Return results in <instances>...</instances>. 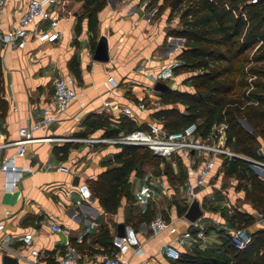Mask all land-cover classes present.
I'll list each match as a JSON object with an SVG mask.
<instances>
[{
  "label": "crops",
  "instance_id": "obj_1",
  "mask_svg": "<svg viewBox=\"0 0 264 264\" xmlns=\"http://www.w3.org/2000/svg\"><path fill=\"white\" fill-rule=\"evenodd\" d=\"M27 1H7L1 14L4 28L15 23L25 9ZM59 15L61 34L55 42H39L31 38L22 48L4 51L0 47V145L17 139L18 128L40 116L42 107L50 100L53 81L57 76L72 74L79 85L78 97L70 103L67 110L47 129L35 131L34 136L37 139L27 143L24 156L16 157V164L24 167V170L14 189L5 187L4 173L0 171V222L4 223L0 238L25 255H29L31 248L38 249L39 260L43 264H57L66 241L77 245L80 251L78 264H104L103 257L110 254L112 249V236L122 225L124 229L126 226H132L139 235L142 254L136 255L132 249L129 250L125 255L129 264H174V260L166 257L162 251V244L173 241L174 235L165 231L152 235L148 220H138L147 208L151 211L155 209L154 201L159 196L163 199L174 194L173 188L164 182L161 194H155L147 204L136 201V192L151 186L155 190L160 187V176L131 175V199L122 195L115 212L105 211L93 195L85 200L82 206L76 205L74 201L78 194V183L86 182L89 185L90 180L96 179L99 173L109 167L103 162L120 150L119 145L77 140L87 136H106L102 128L89 130L83 125L84 119L90 113H103L110 118L112 124L117 125L121 117L125 116L120 113L119 108L137 102L127 97L118 81L124 76L122 82L129 84L133 82V75L145 79L146 71L165 70L170 67L166 57L176 56L179 49H174L163 57L162 27L146 23L140 18L136 3L130 5L129 0H114L111 5L105 2L97 12L95 40L90 38L86 17L81 21L80 32H75V9L70 14ZM101 35L106 37L108 43L107 61H98L92 57ZM177 38L179 40V37ZM179 41L183 42V39ZM182 47L183 45L180 50ZM72 60L78 65V76L70 66ZM112 71H116L114 76L118 81L114 77L111 78L117 85L107 89L103 83ZM139 82H136L137 85H143ZM105 99L112 103L111 109L102 106ZM80 102H83V105H80ZM152 112L148 108L140 119L133 120L137 124H145V121L156 119ZM16 148L14 144L0 146V165L4 159L15 153ZM64 148L66 153H63ZM85 159L92 162L90 167L83 170ZM181 160L187 175H190L191 168L187 161L182 157ZM58 165H64L68 170L55 169ZM29 167L31 169H28ZM205 188L199 189L196 198L202 209V215L196 220L204 224L207 233L203 247L198 249L223 250L226 233L222 230L221 223H229L225 216L227 212L221 207L217 214H208L210 209L206 208L208 205L205 197L208 193L204 191ZM181 190L183 192L182 187ZM188 205L189 202L184 199L183 202H173L169 207L165 205L159 208L158 213L169 209L173 217H181L177 221L179 232L187 227L194 229L185 214H178L179 207L185 206L187 209ZM236 211L243 213L241 209ZM247 212L253 224L244 226L252 232L259 230L257 217L261 212L258 208H251ZM89 217L98 221V229L89 226ZM51 222L58 223L62 230H52ZM103 230H107L111 237L107 245L104 244L105 239H98ZM23 236L29 237L28 244L21 241ZM180 248L182 251L191 252L197 247L184 245ZM5 255L15 257L0 249V264H4ZM16 264L29 263L17 260Z\"/></svg>",
  "mask_w": 264,
  "mask_h": 264
},
{
  "label": "trees",
  "instance_id": "obj_2",
  "mask_svg": "<svg viewBox=\"0 0 264 264\" xmlns=\"http://www.w3.org/2000/svg\"><path fill=\"white\" fill-rule=\"evenodd\" d=\"M105 1L58 0L56 9L61 15L70 14L74 9L77 11L76 33L80 32L81 21L86 17L90 38L95 40L97 12L104 6ZM172 9L178 12L179 26L171 28L167 35L183 39V47L176 55L180 63L176 66L197 70L194 77L208 93L165 90L164 102L180 101L186 105V111L163 107L153 111L152 116L160 120L168 130H177L195 121L202 132L207 134L213 123L222 120V114L217 113V106L233 90V80L230 76L237 71L235 60L254 46L252 59L257 62L264 61V0H175ZM70 66L78 76L76 61L72 60ZM257 84L260 87L264 85L262 82ZM259 102L258 106L250 107L251 116L247 114L246 118L255 120L254 127L264 140V96L260 97ZM200 117H203L202 121L199 120ZM119 123L130 126L127 131L145 126L143 123L137 124L127 115L121 117L117 124ZM83 125L91 131L102 128L106 136L125 132L118 125H113L110 118L103 113L88 114ZM226 144L242 154L264 159L256 152L258 144L253 133L244 131L237 122H232L230 117ZM119 147L120 150L113 157L103 162L109 167L99 173L96 179L90 180L92 195L108 212L116 211L122 195L131 197L129 177L139 168L142 157L148 153L152 154L149 149L138 145L121 144ZM63 153H66L65 148ZM246 162L237 158L224 160L221 170L227 175L246 179L242 184L245 197L264 214V180L259 179L253 172L243 173V164ZM186 210L185 206L179 207L178 214L183 215ZM153 216V211L147 208L138 220L149 221ZM225 216L231 225L246 224L244 218L247 215L240 211ZM110 238L107 230H103L98 237L99 240L105 239L106 245ZM224 239L223 250L194 248L191 252L182 251L180 257L174 260V264H264V231L261 229L252 232V241L244 249L236 248L227 234Z\"/></svg>",
  "mask_w": 264,
  "mask_h": 264
},
{
  "label": "built area",
  "instance_id": "obj_3",
  "mask_svg": "<svg viewBox=\"0 0 264 264\" xmlns=\"http://www.w3.org/2000/svg\"><path fill=\"white\" fill-rule=\"evenodd\" d=\"M8 0H0V47L4 50L22 48L28 39H36L39 42H55L61 34L59 27L60 15L56 9L57 0H28L25 9L10 27L4 28L1 14ZM256 2L257 0H251ZM104 86L111 89L117 83L109 77L104 81ZM78 81L72 74L59 75L53 81V91L49 102L42 107L40 116L28 121L18 128L19 137L14 141L4 143L0 146L14 144L17 146L14 154L4 159L0 165V171L4 173V185L7 189H14L22 177L24 167L16 164L17 156H24L27 152V143L36 140L34 132L38 129H47L52 123L58 120L60 114L65 112L70 103L78 97ZM83 105V102H80ZM102 106L111 109L112 103L105 99ZM148 107L145 101H137L122 105L119 110L121 114L132 119H140ZM77 140L88 143H106L112 145L132 144L149 149L154 155L161 157L179 156L187 161L191 168L181 187L186 201L189 203L197 198L198 191L210 184L211 179L221 168L224 160L243 159L257 168H264V159L255 158L231 149L226 144V129L224 124L213 125L204 134L198 127V122H191L177 130H168L158 119L145 121V126L136 127L132 130L121 132L116 136H87ZM264 147L258 146L256 152L261 155L260 150ZM51 167V165H49ZM28 169H31L30 167ZM55 169L67 171L64 165H58ZM77 198L75 204L82 206L85 200L92 197L90 186L86 182L77 185ZM156 190L149 187L135 193V199L141 204H147L154 198ZM225 206L230 207L226 202ZM167 210V209H166ZM168 212V210H167ZM227 214H232L228 211ZM179 217H173L169 212L155 214L149 221L148 227L152 235H157L165 231L174 235L171 242L162 244V251L166 257L176 260L180 257L182 246L203 247L204 239L207 237L204 224L200 220L189 221L192 228H185L179 232ZM88 224L92 228L98 229L99 223L94 217H89ZM54 231H61L62 227L51 222ZM259 229L264 231V214L257 217ZM222 230L229 236L230 242L238 249L246 248L252 241V231L246 226L231 225L221 223ZM4 229V223L0 222V231ZM24 244H28L29 237H21ZM112 252L103 257L104 264H129L125 256L129 250H133L136 255L142 254L140 238L136 229L126 226L122 235L115 233L111 239ZM0 249L14 255L17 260L25 261L29 264H43L39 260V250L31 248L29 255L20 253L17 249L10 247L0 238ZM80 251L77 245L66 241L64 251L58 258L57 264H78Z\"/></svg>",
  "mask_w": 264,
  "mask_h": 264
},
{
  "label": "rangeland",
  "instance_id": "obj_4",
  "mask_svg": "<svg viewBox=\"0 0 264 264\" xmlns=\"http://www.w3.org/2000/svg\"><path fill=\"white\" fill-rule=\"evenodd\" d=\"M113 1L114 0H106L105 2L106 4L109 3L111 5L113 4ZM174 2L175 0H129L130 5L136 3L140 18L144 19L146 23L162 27L164 34L163 43L161 45L163 57L168 55L174 49L175 51L179 49L180 52V48L183 45V42L179 41L177 37L167 35L171 28L179 26L178 12L173 11L172 9ZM172 38L174 40H172ZM158 48L160 49V47ZM254 51L255 48L253 46L235 60L237 71L230 76V79L233 80V90H231V92L225 96V99H222L221 103L217 106V113L218 115L222 114V120L213 124H224L225 129L227 130L228 119L230 117L232 122H237L244 131L253 133L257 140V147H260L264 144V140L260 137L254 127L255 120L253 118H250L249 120L246 118L247 114L251 116L250 107L258 106L260 103V97L264 96V85L260 87L258 86L259 84H257L258 82L264 84V61H254L252 59ZM170 57V55L166 57L168 58V63L170 62V67L161 71H146L145 79L142 78V76H135L132 74V81L135 83H123L122 80L125 78L124 76L118 81L114 76L116 71H112V74L108 77H114V79L120 83L121 88L124 89V93L128 98L137 101H145L147 107L152 111L163 107H175L180 111H186V105L180 101L165 103L163 100V91L154 90V84L157 81H162L168 84L171 90L197 94H206L208 91L203 85H200L198 80L194 77L197 70H190L185 67L177 68L176 65L180 62L176 59V56H172V58ZM169 75H171L170 78L167 77ZM136 82L143 85H137ZM142 86L143 88H141ZM199 120L202 121L203 117H200ZM117 125L124 131L131 128L126 123H119ZM65 139H71V137H65ZM228 146L235 150L231 145ZM260 152L264 157V147ZM91 162V160L85 159L82 169L85 170V168L90 167ZM243 168V173L253 172L259 179L264 180L263 167L257 168L249 162H246V164H243ZM149 174L160 176L162 179L160 187L156 190L157 195H160L161 191H163L162 187L164 182L168 183L174 191V194H172L171 197L162 199L159 196V198L154 201V215L159 212V208L165 205L169 207L173 202L179 203L184 201L185 196H183L181 185L188 175L181 157H161L154 155L153 153H148L146 156L142 157L139 163V168L136 171H133L131 175L144 176ZM245 182V178H239L237 175H227L223 173L222 170L216 173L210 181V184L207 185L204 190L209 194L205 197V202L208 205L206 208L210 209L208 214L210 215L213 213V215H215L214 213L218 212L221 207H223L222 209L224 212L231 211L232 213L241 209L243 213L247 215L244 218L246 225H252L253 220L251 216L248 215L247 210L257 207L250 201V199L245 197V189L242 186ZM168 189L170 190L171 188L169 187ZM226 202L230 203V207L225 206ZM167 210L170 213L169 209ZM167 210H163L162 213L166 215V213H168Z\"/></svg>",
  "mask_w": 264,
  "mask_h": 264
},
{
  "label": "water",
  "instance_id": "obj_5",
  "mask_svg": "<svg viewBox=\"0 0 264 264\" xmlns=\"http://www.w3.org/2000/svg\"><path fill=\"white\" fill-rule=\"evenodd\" d=\"M179 40H181V38H179ZM92 57L93 59L98 61H107L109 59L108 43L104 35H101L98 38ZM154 89L159 91H165V90H169L170 87L162 81H157L154 84ZM201 215H202V209L199 205V202L197 199H193L188 205V208L185 213V217L190 221H195ZM123 233H124V227L122 225L121 229L117 231V235H122ZM16 263H17V259L15 257H9L8 255L4 256V264H16Z\"/></svg>",
  "mask_w": 264,
  "mask_h": 264
}]
</instances>
